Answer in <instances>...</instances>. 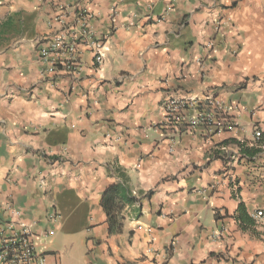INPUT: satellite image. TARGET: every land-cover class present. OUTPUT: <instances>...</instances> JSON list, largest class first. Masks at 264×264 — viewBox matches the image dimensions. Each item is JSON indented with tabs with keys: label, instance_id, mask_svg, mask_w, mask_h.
<instances>
[{
	"label": "crops",
	"instance_id": "crops-1",
	"mask_svg": "<svg viewBox=\"0 0 264 264\" xmlns=\"http://www.w3.org/2000/svg\"><path fill=\"white\" fill-rule=\"evenodd\" d=\"M56 34L75 50L46 74ZM206 98L218 126L188 125L192 101L164 124L167 101ZM263 141L264 0H0V230L25 224L46 264L57 233L67 264H264ZM114 161L140 199L120 234L100 206Z\"/></svg>",
	"mask_w": 264,
	"mask_h": 264
},
{
	"label": "built area",
	"instance_id": "built-area-1",
	"mask_svg": "<svg viewBox=\"0 0 264 264\" xmlns=\"http://www.w3.org/2000/svg\"><path fill=\"white\" fill-rule=\"evenodd\" d=\"M74 45L73 42H66L59 34L54 35L49 43L41 45L39 53L43 63H45L44 72L46 74L53 73L58 62L59 50L67 49L72 53L75 50ZM105 50L104 45H94L92 51L95 65L102 64ZM78 64L77 60L74 59L68 66L73 68L79 66ZM189 101L193 102L192 107L196 110V114L193 121H190L188 125L218 126L220 124L217 115L223 107L218 100L212 98H206L202 101L197 99L195 101L183 99L167 101L165 103L164 124L172 127L175 121L179 120V111L184 110ZM259 135L260 132L255 131V136L258 137ZM260 215L261 212L257 211L256 216ZM49 217L54 221V214ZM36 239L37 237L25 224L19 223L17 226L9 224L3 227L0 230V264H46L45 254L36 251Z\"/></svg>",
	"mask_w": 264,
	"mask_h": 264
},
{
	"label": "trees",
	"instance_id": "trees-1",
	"mask_svg": "<svg viewBox=\"0 0 264 264\" xmlns=\"http://www.w3.org/2000/svg\"><path fill=\"white\" fill-rule=\"evenodd\" d=\"M244 155H252L259 147H247L244 142L233 141ZM264 143V141H263ZM107 172L116 181L108 185L100 199V206L106 216L107 231L109 234H120L122 232L124 215L123 210L127 205L140 207V199L134 196L129 186V177L124 168L116 161L107 166ZM239 226H251L254 219L248 215L242 203L239 204L235 216Z\"/></svg>",
	"mask_w": 264,
	"mask_h": 264
},
{
	"label": "rangeland",
	"instance_id": "rangeland-1",
	"mask_svg": "<svg viewBox=\"0 0 264 264\" xmlns=\"http://www.w3.org/2000/svg\"><path fill=\"white\" fill-rule=\"evenodd\" d=\"M56 243L58 242V251L60 254V259L62 261V264H67L68 259L71 257V255H68V252L66 253V250H69V246L66 244V240L64 236H62L61 233H57L55 237ZM80 250V241L76 240L74 242V247L72 250V253H76ZM70 251V250H69Z\"/></svg>",
	"mask_w": 264,
	"mask_h": 264
}]
</instances>
